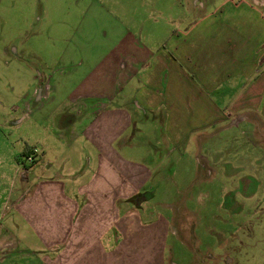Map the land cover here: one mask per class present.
<instances>
[{
	"label": "crops",
	"instance_id": "1",
	"mask_svg": "<svg viewBox=\"0 0 264 264\" xmlns=\"http://www.w3.org/2000/svg\"><path fill=\"white\" fill-rule=\"evenodd\" d=\"M152 7L150 30L143 19L133 28L117 16L118 40L58 101L76 143L43 142L30 167L0 152L9 166L0 173V264H168V237L180 229L175 210L153 213V191H138L169 178L156 171L159 159L169 144L187 150L195 128L187 119L205 115L200 107L213 115L206 90L232 81L234 126L264 134V1L165 0ZM126 85L132 99L115 103ZM78 136L83 140L74 141ZM222 257L232 261L227 252Z\"/></svg>",
	"mask_w": 264,
	"mask_h": 264
},
{
	"label": "rangeland",
	"instance_id": "2",
	"mask_svg": "<svg viewBox=\"0 0 264 264\" xmlns=\"http://www.w3.org/2000/svg\"><path fill=\"white\" fill-rule=\"evenodd\" d=\"M127 1L0 0V152L4 156L12 152L21 167H30L28 155L38 157L43 142L51 147L76 143L65 112L56 109L58 101L118 40L117 16L133 28L143 19L142 26L150 30L152 4L165 2ZM112 27L117 28L115 34ZM137 40L153 45V38ZM230 84L220 81L206 90L214 104L212 116L210 109L200 107L205 115L187 119L186 126L195 127L188 133L187 150L169 144L167 157L164 154L161 160L157 154L162 164L156 171L169 176L170 182L159 181L153 183V190L144 186L138 191L144 197L153 191L147 204L153 213L175 210L180 229L168 237L164 249L168 264H198V260L264 264V134L249 132L245 124L234 126L229 108L235 92H229ZM119 90L115 103L124 96L132 99V86ZM222 114L228 118H213ZM208 118L209 123L197 126ZM82 140L78 136L74 141ZM32 147L36 155L28 151ZM8 168L0 160V173ZM158 185L168 189L166 196L162 190L156 192ZM226 252L231 262L222 257Z\"/></svg>",
	"mask_w": 264,
	"mask_h": 264
},
{
	"label": "built area",
	"instance_id": "3",
	"mask_svg": "<svg viewBox=\"0 0 264 264\" xmlns=\"http://www.w3.org/2000/svg\"><path fill=\"white\" fill-rule=\"evenodd\" d=\"M263 1H264V0H257L258 3H260V2L262 3ZM30 152H32V153H34V155H36V154H37V149H36V147H32ZM33 158H34L33 155H28V160H29V161H32Z\"/></svg>",
	"mask_w": 264,
	"mask_h": 264
}]
</instances>
